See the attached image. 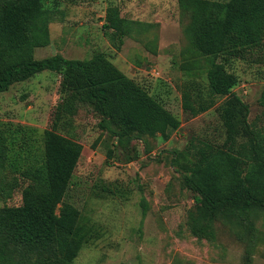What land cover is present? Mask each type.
Instances as JSON below:
<instances>
[{
    "label": "trees",
    "instance_id": "16d2710c",
    "mask_svg": "<svg viewBox=\"0 0 264 264\" xmlns=\"http://www.w3.org/2000/svg\"><path fill=\"white\" fill-rule=\"evenodd\" d=\"M183 1L194 9L190 41L209 65L206 90L192 81L183 90V108L197 117L212 109L217 98L226 97L220 105L224 142L196 141L195 160L184 176L196 193L192 230L213 237L219 218L232 228L251 229L253 210L264 209V124L248 122L249 106L233 90L238 77L219 59H245L259 51L264 55V0ZM142 25L112 6L103 27L120 51L125 38ZM49 30L43 0L0 3V94L51 71L62 75L66 95L52 128L43 133L33 126L0 122V200L7 202L22 190L21 205L0 207V264H74L93 240L94 229L84 215L65 202L81 149L58 132L80 107L98 113L100 128L120 144L141 135L167 140L181 126L177 116L103 52L88 60L62 55L36 59L35 49L48 44ZM260 104L264 109V90Z\"/></svg>",
    "mask_w": 264,
    "mask_h": 264
},
{
    "label": "rangeland",
    "instance_id": "374dc122",
    "mask_svg": "<svg viewBox=\"0 0 264 264\" xmlns=\"http://www.w3.org/2000/svg\"><path fill=\"white\" fill-rule=\"evenodd\" d=\"M43 2L50 38L35 49L36 59L88 60L103 52L181 121L167 140L141 135L127 144L100 128L101 117L90 106L80 107L71 122L60 126L58 132L81 149L65 202L81 211L95 233L74 264H264V209L253 210L251 229L232 228L219 218L213 237L192 230L196 193L184 176L195 160L196 141L224 142L220 105L226 99L217 98L212 109L197 117L183 108L182 93L192 81L207 88L208 61L188 35L194 9L181 0ZM112 6L143 24L125 38L120 51L103 27ZM219 62L238 77L233 90L249 106L248 122L261 127L264 55L223 56ZM61 80L60 73L45 71L13 84L0 94V122L33 126L40 133L51 129L66 97ZM21 204L22 190L7 202L0 200V207Z\"/></svg>",
    "mask_w": 264,
    "mask_h": 264
}]
</instances>
